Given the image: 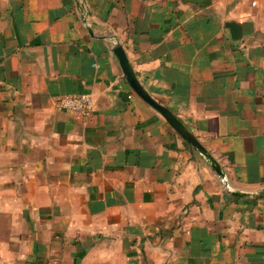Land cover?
<instances>
[{"label":"crops","instance_id":"obj_1","mask_svg":"<svg viewBox=\"0 0 264 264\" xmlns=\"http://www.w3.org/2000/svg\"><path fill=\"white\" fill-rule=\"evenodd\" d=\"M0 264H264V0H0Z\"/></svg>","mask_w":264,"mask_h":264},{"label":"water","instance_id":"obj_2","mask_svg":"<svg viewBox=\"0 0 264 264\" xmlns=\"http://www.w3.org/2000/svg\"><path fill=\"white\" fill-rule=\"evenodd\" d=\"M113 53L116 56L120 67L125 75V78L128 82V84L131 86V88L135 91V93L144 101L146 102L148 105H150L152 108H154L155 110H157L161 115H163V117L167 120V122L169 124H171L175 130L182 136V138L184 140H186L191 146H193L194 148H196L201 154H203L204 156H206L210 162L211 165L213 167V170L215 171V173L222 178L223 180V173L221 172V169L219 167V165L214 162L210 156L206 153L205 149L196 141V139H194L192 136H190L189 134H187L181 127L180 125L173 119L171 118L168 113L166 112V110L161 107L160 105H158L152 98H150L147 94H145L140 87L138 86V84L136 83V81L134 80V77L132 76V74L130 73L127 63H126V59H125V54L124 51L122 49V47L119 44H115L113 47ZM239 195V194H236Z\"/></svg>","mask_w":264,"mask_h":264},{"label":"built area","instance_id":"obj_3","mask_svg":"<svg viewBox=\"0 0 264 264\" xmlns=\"http://www.w3.org/2000/svg\"><path fill=\"white\" fill-rule=\"evenodd\" d=\"M251 4L252 6L256 5L254 1H252ZM55 107L58 110L69 112L82 119H86L92 113L93 101L87 94L60 96L55 101Z\"/></svg>","mask_w":264,"mask_h":264}]
</instances>
